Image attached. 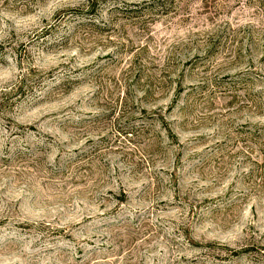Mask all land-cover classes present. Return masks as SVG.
Segmentation results:
<instances>
[{"label":"rangeland","instance_id":"rangeland-1","mask_svg":"<svg viewBox=\"0 0 264 264\" xmlns=\"http://www.w3.org/2000/svg\"><path fill=\"white\" fill-rule=\"evenodd\" d=\"M89 1L0 0V264H264V0Z\"/></svg>","mask_w":264,"mask_h":264},{"label":"trees","instance_id":"trees-1","mask_svg":"<svg viewBox=\"0 0 264 264\" xmlns=\"http://www.w3.org/2000/svg\"><path fill=\"white\" fill-rule=\"evenodd\" d=\"M96 1L95 0H90L89 5H87L90 8V14L93 15L94 11L96 9ZM88 14V13H87Z\"/></svg>","mask_w":264,"mask_h":264}]
</instances>
